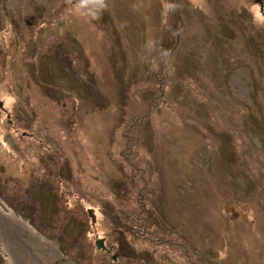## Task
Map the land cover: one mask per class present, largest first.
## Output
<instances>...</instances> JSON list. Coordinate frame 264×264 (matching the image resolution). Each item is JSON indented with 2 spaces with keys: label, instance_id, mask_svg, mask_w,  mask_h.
<instances>
[{
  "label": "rangeland",
  "instance_id": "obj_1",
  "mask_svg": "<svg viewBox=\"0 0 264 264\" xmlns=\"http://www.w3.org/2000/svg\"><path fill=\"white\" fill-rule=\"evenodd\" d=\"M0 102V264H264V0H0Z\"/></svg>",
  "mask_w": 264,
  "mask_h": 264
},
{
  "label": "water",
  "instance_id": "obj_2",
  "mask_svg": "<svg viewBox=\"0 0 264 264\" xmlns=\"http://www.w3.org/2000/svg\"><path fill=\"white\" fill-rule=\"evenodd\" d=\"M0 106H2V104H1V102H0ZM12 120L10 119V122H11ZM96 246L100 249V248H102V249H106V246H105V243H104V239L103 238H101V239H98V240H96ZM114 258H116V256H114Z\"/></svg>",
  "mask_w": 264,
  "mask_h": 264
},
{
  "label": "bare ground",
  "instance_id": "obj_3",
  "mask_svg": "<svg viewBox=\"0 0 264 264\" xmlns=\"http://www.w3.org/2000/svg\"><path fill=\"white\" fill-rule=\"evenodd\" d=\"M11 216H15L13 213L10 214ZM24 228H30L29 224L27 222L23 223ZM35 233V231H33ZM53 243V242H52ZM50 252H53V249H49ZM42 256L44 257V259L46 258V254L44 252H42Z\"/></svg>",
  "mask_w": 264,
  "mask_h": 264
},
{
  "label": "flooded vegetation",
  "instance_id": "obj_4",
  "mask_svg": "<svg viewBox=\"0 0 264 264\" xmlns=\"http://www.w3.org/2000/svg\"><path fill=\"white\" fill-rule=\"evenodd\" d=\"M105 250H106L107 252H109V250H108L107 248H106Z\"/></svg>",
  "mask_w": 264,
  "mask_h": 264
}]
</instances>
